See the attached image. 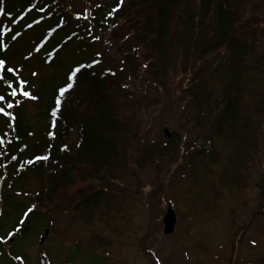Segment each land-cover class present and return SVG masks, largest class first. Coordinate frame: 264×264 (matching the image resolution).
Segmentation results:
<instances>
[{"label":"rangeland","instance_id":"374dc122","mask_svg":"<svg viewBox=\"0 0 264 264\" xmlns=\"http://www.w3.org/2000/svg\"><path fill=\"white\" fill-rule=\"evenodd\" d=\"M56 1L66 7L76 24L90 23L92 0ZM29 4V0H0V32L7 33L5 46L0 40V60L6 62L7 84L17 85L20 79L27 82L22 91L30 96L20 91L23 115L37 131V125L43 124L39 100L68 82L73 65L95 56L101 67L120 71L117 53L121 41L107 37L111 32L91 28L93 32H81L55 52L45 47L37 51V42L53 20H47L37 7L31 12ZM26 20L33 23L29 29L24 27ZM94 34L104 36L99 39ZM7 68L15 69V74ZM184 77H171L169 96L147 90L150 104L148 99L142 101L149 104L141 110L142 139L138 145L132 144L128 167L117 180L122 193L110 200L116 204L112 209L103 205L108 201L86 209L78 204L82 185L66 187L55 196L57 200L53 199L43 220L31 218L25 223L29 227L25 236L12 233L8 238L18 217H24L32 206L37 180L28 176L22 193L9 189L10 199L0 204V264H264V116L258 120L260 128L254 129L258 130L257 143L251 148V157L242 156L245 153L237 152L233 136L214 132L212 114L209 121L190 120L196 112L189 107L186 88L190 84L182 82ZM217 77L209 82L213 97L223 89ZM145 80L133 83L135 89L142 88L137 89L141 94L146 91ZM250 85L262 90L264 78L256 77ZM261 98L264 100V93H255L257 105ZM250 103L251 96L244 93L247 118L255 113ZM170 131L180 136L177 148L165 152L158 162L138 160L148 144L164 141ZM193 146L210 152L196 154ZM114 187L113 181L112 192ZM112 196L107 193L106 200ZM168 202L176 224L173 233L166 235L162 219ZM46 229L49 232L44 237ZM3 233L8 240L2 238Z\"/></svg>","mask_w":264,"mask_h":264},{"label":"trees","instance_id":"16d2710c","mask_svg":"<svg viewBox=\"0 0 264 264\" xmlns=\"http://www.w3.org/2000/svg\"><path fill=\"white\" fill-rule=\"evenodd\" d=\"M93 1L95 11L90 24L95 26H80L56 0H29L30 7H37L53 20L39 47L52 53L77 38L78 30L108 31L111 33L107 36L121 41L117 53L120 71L98 66V59L73 65L68 82L39 101L43 124L37 125V131L24 119L20 84L11 83L18 94L9 96L10 77L6 68L0 73L5 78L0 80V95L5 96L0 107H6L8 101L15 105L7 109L12 118L0 115V204L10 199L9 189L22 193L28 176L37 180L32 206L26 209L29 218L18 217L8 237L11 233L25 236L29 231L25 223L31 218L43 220L55 196L66 187L82 185L83 197L78 204L86 209L103 201H108L103 205L112 209L116 204L110 200L121 192L117 180L128 167L132 144L138 145L142 139L141 110L150 104L147 90L169 96L168 83L174 75H184L182 82L190 84L186 88L191 98L189 107L196 112L190 120L209 121L212 114L214 132L233 136L237 152L245 153L242 156L251 157V148L256 146L258 130L254 129L260 128L264 100L261 98L257 105L254 96L264 93V88L252 87L250 82L264 78V0ZM3 37L0 40L5 46ZM217 76L223 89L213 97L209 82ZM143 77L147 83L141 94L137 89L142 88L135 89L134 85ZM70 83L72 87L62 94L61 89ZM244 93L251 96L250 105L255 111L249 118L243 112ZM146 99L149 104L143 105ZM151 99L154 101L156 96ZM250 125H254L251 132H245ZM169 134L164 141L148 144L138 160L158 162L165 152L177 148L179 134ZM193 148L196 154L210 152ZM107 193L113 196L106 200ZM4 234L2 238L6 239Z\"/></svg>","mask_w":264,"mask_h":264},{"label":"snow or ice","instance_id":"6c2138e0","mask_svg":"<svg viewBox=\"0 0 264 264\" xmlns=\"http://www.w3.org/2000/svg\"><path fill=\"white\" fill-rule=\"evenodd\" d=\"M5 64H6L5 61L0 60V69H4ZM77 71H79V70L77 69ZM7 72H8V73H13V74H15V69H13V68H7ZM73 75H75V73H73ZM4 79H5L4 76L0 75V80H4ZM70 79H71V78H70ZM25 83H26V82L23 81V80H20V81H19V84H20V86H21V94L27 97V96H30V93H28L27 91H22L23 85H24ZM7 87L11 89V91L8 93V95L11 96V97H16L17 94H18V93H17V89L14 88V87L12 86L11 83H8V84H7ZM71 87H72V84L70 83V84L67 85V88L61 89V93L63 94L64 91H67V90L70 89ZM33 98H34V97H33ZM0 102H5V96L0 95ZM17 103H18V102H17ZM57 104H59V100H57ZM14 106H15V105H14L12 102L8 101V102L6 103V107H0V115H5V116H8L9 118H12V117H11V113L8 112L7 109H11V108H13ZM0 142H2V141H0ZM44 159H47V157H44ZM30 211H31V210H30Z\"/></svg>","mask_w":264,"mask_h":264},{"label":"water","instance_id":"95a60500","mask_svg":"<svg viewBox=\"0 0 264 264\" xmlns=\"http://www.w3.org/2000/svg\"><path fill=\"white\" fill-rule=\"evenodd\" d=\"M167 210L163 216V232L165 234H171L174 230V226H175V223H176V216H175V212L173 211L172 207H171V204L168 203L167 205ZM48 229L45 230L44 232V237L48 234ZM43 238H41V241H43Z\"/></svg>","mask_w":264,"mask_h":264}]
</instances>
